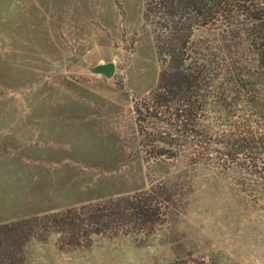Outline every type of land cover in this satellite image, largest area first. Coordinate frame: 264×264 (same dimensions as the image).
<instances>
[{
  "label": "rangeland",
  "instance_id": "1",
  "mask_svg": "<svg viewBox=\"0 0 264 264\" xmlns=\"http://www.w3.org/2000/svg\"><path fill=\"white\" fill-rule=\"evenodd\" d=\"M145 7L146 0H0V224L27 220L19 238L1 235L0 264H264V170L243 180L215 162L144 160L134 100L155 88L161 71ZM195 38L221 53L214 28ZM240 58L251 73L254 55ZM108 61L117 65L112 78L89 71ZM57 93L71 116L28 119L26 110H48L45 98ZM41 117L44 131L26 130ZM24 173L45 180L2 179ZM151 184L163 190L154 194L161 214L153 225L115 214L95 225L78 211L80 231L43 218ZM57 188L73 206L38 214L62 205L46 197Z\"/></svg>",
  "mask_w": 264,
  "mask_h": 264
},
{
  "label": "trees",
  "instance_id": "2",
  "mask_svg": "<svg viewBox=\"0 0 264 264\" xmlns=\"http://www.w3.org/2000/svg\"><path fill=\"white\" fill-rule=\"evenodd\" d=\"M144 23L151 27L161 63L155 88L134 100L145 162L161 163L182 156L189 164L215 162L243 180L261 177L264 0H146ZM211 27L220 34L219 56L196 42V32ZM245 51L254 55L256 67L251 73L240 62ZM158 191L163 190L151 184L143 193L43 218L55 217L58 224L74 230L83 227L75 223L77 213L72 215L78 211L89 213L87 222L95 225H104L112 214L153 225L161 214L155 198ZM26 222L0 224V237L19 238Z\"/></svg>",
  "mask_w": 264,
  "mask_h": 264
},
{
  "label": "crops",
  "instance_id": "3",
  "mask_svg": "<svg viewBox=\"0 0 264 264\" xmlns=\"http://www.w3.org/2000/svg\"><path fill=\"white\" fill-rule=\"evenodd\" d=\"M102 76V75H101ZM104 77V76H103ZM59 93H60V91H58ZM82 100H83V103L86 105L87 104V100H86V98H82ZM45 102H47V104H48V106H47V109L48 110H45V106H40V107H42L44 110H42L41 109V111L40 110H38L37 111V113H35V112H30V110H26V112L25 113H27L28 114V119H30V117H33V116H36V115H39V116H44L45 117V119H48L49 117H51V115H53V117L54 118H56V120H58L59 119V116H62L63 117V115H65V116H69L70 115V113H67V112H65V113H62V106L61 105H65L66 103H68V100H67V98H63L61 95H59L58 93L57 94H54L53 96H51V98H49V97H47V98H45ZM58 105H60V107L59 108H57V106ZM52 108L54 109V111H52ZM61 112V113H60ZM31 113H33V114H31ZM34 114H36V115H34ZM30 116V117H29ZM71 116V115H70ZM31 120V119H30ZM43 123V117H41V118H39L38 119V122L37 123H35V124H32V122L31 121H28V125H27V131H29V132H31V131H36V132H39L40 130H43L44 131V129H45V125H43L42 124ZM29 129V130H28ZM9 132V131H8ZM28 141L30 142V139H28ZM23 152H25L26 154L27 153H30L29 152V150L27 151V150H24ZM45 155H43V156H39L38 158H45L44 157ZM53 157H54V155H52ZM48 160H50V158L48 159ZM40 164V163H39ZM19 167V166H18ZM31 168H30V170H32V169H34L32 166H30ZM24 167L22 166V169H23ZM25 171H27L26 169H25ZM23 175V177L22 178H20L18 175H9V176H4V177H2V179L4 180V181H7V182H13V181H15V182H17V183H21V182H28V183H31V182H34V180H35V178H36V180H35V182H38V183H41V182H44V180H43V178L41 177V176H39L38 174H36L37 176L36 177H32V178H28V174H26V173H24V174H22ZM33 180V181H32ZM13 189V188H12ZM84 189V188H83ZM33 190V189H32ZM57 191L56 192H51V189H49L48 191H47V193H48V195L46 196L47 197V199H59V203L60 204H62V205H60L59 207H53V208H50V209H47V210H44V211H40V212H38V214L39 213H46V212H51V211H54L55 209H59L61 206H68V204H71V203H66V204H64V203H61L62 202V198L63 199H66V200H68V198H67V196H63L62 198H61V193L58 191V188L56 189ZM13 191V190H12ZM20 190H18V192H19ZM11 191H10V189H9V192L8 193H10ZM31 192H33V191H31ZM28 194H29V192H28ZM15 197V196H14ZM30 197H33V196H30ZM12 198V197H11ZM57 202V203H58ZM74 204V203H73ZM77 204V203H76ZM76 204H74V205H76ZM79 204V203H78ZM52 205V204H51ZM72 205V204H71ZM73 206V205H72Z\"/></svg>",
  "mask_w": 264,
  "mask_h": 264
},
{
  "label": "water",
  "instance_id": "4",
  "mask_svg": "<svg viewBox=\"0 0 264 264\" xmlns=\"http://www.w3.org/2000/svg\"><path fill=\"white\" fill-rule=\"evenodd\" d=\"M117 70V65L114 61H108L98 63L93 66H89V71L93 74L102 75L105 78H112Z\"/></svg>",
  "mask_w": 264,
  "mask_h": 264
}]
</instances>
